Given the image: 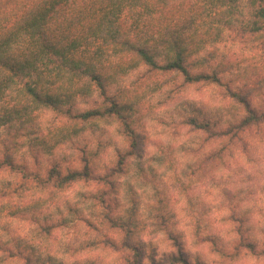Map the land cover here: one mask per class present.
<instances>
[{
  "label": "clouds",
  "instance_id": "clouds-1",
  "mask_svg": "<svg viewBox=\"0 0 264 264\" xmlns=\"http://www.w3.org/2000/svg\"><path fill=\"white\" fill-rule=\"evenodd\" d=\"M0 264H264V0H0Z\"/></svg>",
  "mask_w": 264,
  "mask_h": 264
}]
</instances>
